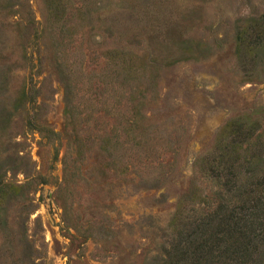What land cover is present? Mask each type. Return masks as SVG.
<instances>
[{"label": "rangeland", "instance_id": "1", "mask_svg": "<svg viewBox=\"0 0 264 264\" xmlns=\"http://www.w3.org/2000/svg\"><path fill=\"white\" fill-rule=\"evenodd\" d=\"M56 2L54 20L48 0H0L6 95H35L11 114L9 153L27 162L5 179H37L38 264H145L181 200L212 196L197 157L230 118L264 109V75L237 55L264 0ZM37 112L54 138L28 124Z\"/></svg>", "mask_w": 264, "mask_h": 264}, {"label": "trees", "instance_id": "2", "mask_svg": "<svg viewBox=\"0 0 264 264\" xmlns=\"http://www.w3.org/2000/svg\"><path fill=\"white\" fill-rule=\"evenodd\" d=\"M56 1L48 0L47 5L54 20L60 8ZM237 44L239 59H251L264 75V12L251 18L248 26L238 27ZM245 49L253 57L245 56ZM5 63L0 78V264H38L39 251L27 233L29 194L37 179L24 183L5 179L15 163L27 162L9 153L11 114L35 95L20 89L9 101ZM41 116L37 112L35 123L28 124L54 138L55 131ZM195 165L214 184L211 198L196 188L181 200L167 227L159 229L158 253L145 264H264V109L230 118L216 134L211 151L197 157Z\"/></svg>", "mask_w": 264, "mask_h": 264}]
</instances>
